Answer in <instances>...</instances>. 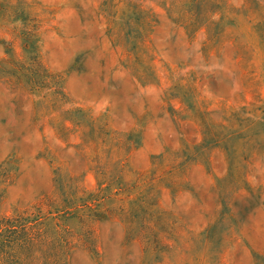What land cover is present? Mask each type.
<instances>
[{"label": "rangeland", "instance_id": "374dc122", "mask_svg": "<svg viewBox=\"0 0 264 264\" xmlns=\"http://www.w3.org/2000/svg\"><path fill=\"white\" fill-rule=\"evenodd\" d=\"M17 217L0 264H264V0H0Z\"/></svg>", "mask_w": 264, "mask_h": 264}, {"label": "trees", "instance_id": "16d2710c", "mask_svg": "<svg viewBox=\"0 0 264 264\" xmlns=\"http://www.w3.org/2000/svg\"><path fill=\"white\" fill-rule=\"evenodd\" d=\"M128 142V141H127ZM122 163V162H121ZM61 168H57L56 171H55V175L59 178L60 182H57V187L56 189L59 191V197H58V200L56 201H53V204H57L58 206H56L57 211H51L49 212L47 215L49 214H57L58 215H61L63 217V219L65 220H68V217H66V213L68 211H71V210H80L82 209V207H89L91 204H92V201H83V197H80L82 195L85 194V191L84 190H81L80 187H75L73 193L71 194V196L73 197V199L69 200V199H65V198H62L64 197V194H65V190H67V186H68V182L70 181L69 178H63L61 176ZM118 176L116 175L115 178H117ZM89 209L91 210V207H89ZM64 215V216H63ZM19 217H17V219H13L12 222H15L16 224L18 225H10L9 222H10V219H7L5 222H4V225H2V228L0 227V235L2 234V237L4 234H7V233H10L11 235H16L18 233V231H20L23 235H24V239H23V242H22V245L23 246H27V245H30V246H33L35 245L37 242H41L43 239L39 236V237H36V236H31V234H28L26 233V231H28L29 227H26V223H20L19 220H22V222L26 221L25 219H18ZM76 218V217H75ZM5 220V219H3ZM55 220L57 221V219L55 218ZM3 222V221H2ZM25 224V225H24ZM55 226L57 227V229H60L59 226H57L55 224ZM59 232L57 230V232L55 233V238L52 237H49V241H50V244L51 245H56V246H59V243H58V240L56 241V238L57 236L59 237ZM52 240V241H51ZM71 242H76L74 245L72 243L69 242H66L65 244V248L66 246L68 245L70 249H73V248H76V244L79 242V240L75 239V240H72Z\"/></svg>", "mask_w": 264, "mask_h": 264}]
</instances>
